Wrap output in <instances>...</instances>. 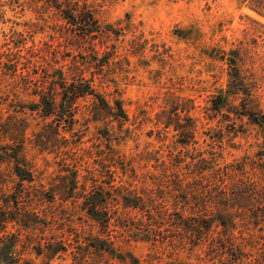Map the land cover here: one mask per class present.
Here are the masks:
<instances>
[{"label":"rangeland","instance_id":"1","mask_svg":"<svg viewBox=\"0 0 264 264\" xmlns=\"http://www.w3.org/2000/svg\"><path fill=\"white\" fill-rule=\"evenodd\" d=\"M80 2L94 18L73 24L45 0H0V234L20 235L31 264H119L94 248L107 238L143 264H233L215 255L214 242L229 236L241 253L234 264H264V126L243 112L264 116V0ZM60 83L91 87L111 109L79 97L74 123L57 130L34 106ZM178 98L191 110L173 115L193 119L191 136L175 130L176 117L166 127ZM18 150L31 183L15 174ZM101 186L141 194L171 217L190 215L198 198L203 215H230L236 227L215 225L199 245L150 243L131 231L143 215L114 203L104 230L76 199ZM162 229L184 233L171 222Z\"/></svg>","mask_w":264,"mask_h":264},{"label":"trees","instance_id":"2","mask_svg":"<svg viewBox=\"0 0 264 264\" xmlns=\"http://www.w3.org/2000/svg\"><path fill=\"white\" fill-rule=\"evenodd\" d=\"M50 5L59 10L60 13L66 12V18L72 20L73 24L78 23L80 20L84 18H94V14L92 15L91 12H84L82 11V4H80V0H45ZM65 16V15H63ZM99 32V30H92L90 33ZM63 76L62 71L59 72V77L61 78ZM59 90V92H63L62 100L59 102L57 100V94L56 92ZM86 95H92L99 101V104L101 103L103 109H111L109 103L102 97L96 94L95 90L91 89V87H83L81 85H76L75 83L73 85L67 86L65 83L54 85L53 87H49V90L47 93H45L39 103L35 105L34 107L41 111L43 116L48 119H53L51 124L54 122L56 123L55 128L57 130L63 128V123L71 122L75 119L76 115V109L75 104L79 97L86 96ZM219 99V100H218ZM215 99L212 102V105L214 107V110L219 111L222 108V105L224 103L223 98ZM183 100L178 98L176 100L175 105H173L172 109L169 113L172 115L174 113H177L179 116H181V113H190L191 109H188L186 106L182 105ZM116 106L118 108V112L116 113L117 117L121 118H127L126 113L122 107V104L120 101H116ZM245 116L251 119V121L255 124H258L259 126H264V116H255L252 115V111L247 109L245 107ZM173 117L178 118V116H170L169 120L170 122H166V127L173 126V122L176 119H173ZM68 119V120H66ZM178 120V119H177ZM188 124L181 123L180 120H178V125L175 127V130L178 131L181 134L191 136L195 133V125L192 123L193 119L189 117ZM188 145V143H185ZM20 150H18L14 157H12L15 160V174L18 176L20 181L22 182H33V174L27 170L25 167H23V162L20 158ZM212 161H216L212 159ZM211 161V162H212ZM179 161L178 163H180ZM207 163L204 159H198L196 164L199 165L198 169H203L202 166ZM205 170V169H203ZM132 177V176H130ZM133 178V177H132ZM71 180H72V186H71V192L74 194L75 190L77 189L79 185L78 180V174L77 172H74L71 174ZM101 189L96 190L94 192L86 193L84 189L85 195H82L78 198L81 202V207L84 211H86L87 215L95 220L97 223H99L104 230H107L111 227L113 220H116L112 207L115 205L114 203H117L119 205H123L126 208L134 209L135 211H138L143 215L142 220L138 221V223L131 228L132 232H135L134 235L138 236V230L144 232V237H141L140 240L147 241V242H160V243H172L175 242L174 238L178 239L177 241H183L184 239L188 238L195 242L196 245H199V240L202 237L205 232L207 234L211 233L213 226H223L225 228V232H229L235 229L236 227V219L231 217L229 215V219L224 215H219V219H211L207 215H203L201 213V206L199 205V202H201V199L195 198V206L193 209V212L190 215L185 216L184 214H180L177 217H171V214L168 213L167 210H165L164 206L162 205H155V206H149L145 202V198L143 195L134 193L132 194L131 191L126 192L122 191V187H117L115 190L119 191V195H113L112 193H109L105 190H103L102 186ZM70 192V193H71ZM210 196H213V193L211 191ZM158 197H161L162 199L165 198V190L163 188L158 189ZM74 199V198H73ZM219 200V199H217ZM19 201V194L16 198V203ZM196 208V209H195ZM4 219H7L4 217ZM171 219V220H170ZM8 222V221H7ZM6 222V223H7ZM171 222L174 224V226L178 227V230L183 231V234H179L176 237H173L170 235L168 236L162 229L165 223ZM144 223H149V226H144ZM157 229V230H155ZM161 231H158L160 230ZM155 230V231H153ZM3 233L6 232L5 227H3ZM153 234L155 235L154 237ZM228 235V233H227ZM229 236V235H228ZM230 238L226 240H220L218 242H214V245H216L217 250H219L215 255L218 254L221 255V252H225L226 254H229L231 263H235L239 261V255L240 248L236 245V240L233 239V237L229 236ZM139 238V237H138ZM96 242H99L100 245L98 247L94 248H100L101 250H105L106 252H109L113 255L114 258L117 259L119 264H143L139 258L134 256L131 253L127 254H121L116 253L115 248L112 246V241L110 239L105 240H96ZM23 244V245H21ZM97 246V245H96ZM28 250V247L26 246V243L23 242L20 235H6L5 233L3 235L0 234V264H31L30 262H24V255L26 254ZM52 247L48 249V251H51ZM221 250V251H220ZM61 251H65V249H62ZM60 250H52V254H57L61 252ZM40 254V253H39Z\"/></svg>","mask_w":264,"mask_h":264}]
</instances>
